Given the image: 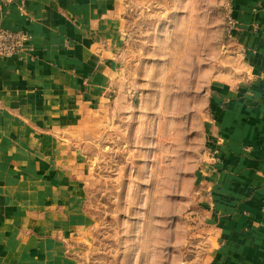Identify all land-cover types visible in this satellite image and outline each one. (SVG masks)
Returning <instances> with one entry per match:
<instances>
[{
    "label": "crops",
    "instance_id": "obj_1",
    "mask_svg": "<svg viewBox=\"0 0 264 264\" xmlns=\"http://www.w3.org/2000/svg\"><path fill=\"white\" fill-rule=\"evenodd\" d=\"M231 7L244 78L218 81L216 121L203 122L217 125L205 140L218 160L196 170L189 213L169 219L171 264H264V0ZM129 9V0L0 1V30L30 35L26 50L0 55V264H82L94 217L80 134L135 94L120 60Z\"/></svg>",
    "mask_w": 264,
    "mask_h": 264
},
{
    "label": "rangeland",
    "instance_id": "obj_2",
    "mask_svg": "<svg viewBox=\"0 0 264 264\" xmlns=\"http://www.w3.org/2000/svg\"><path fill=\"white\" fill-rule=\"evenodd\" d=\"M230 1L129 0L120 60L135 94L119 96L113 111H101L102 119L80 134L94 217L79 241L82 264L175 258L169 219L189 213L196 170L215 159L205 135L217 125L203 122L216 121L211 103L218 81L244 78L243 49L229 36Z\"/></svg>",
    "mask_w": 264,
    "mask_h": 264
},
{
    "label": "built area",
    "instance_id": "obj_3",
    "mask_svg": "<svg viewBox=\"0 0 264 264\" xmlns=\"http://www.w3.org/2000/svg\"><path fill=\"white\" fill-rule=\"evenodd\" d=\"M2 4H12L21 0H0ZM230 4L231 1H230ZM232 7L229 6L228 10V30L229 32L234 29L236 25V21L232 17ZM30 41V35L25 31H13L9 29L0 30V55L1 56H11L15 54H19L27 49V44ZM210 154L218 160L217 151L214 147H210ZM215 160V162H217Z\"/></svg>",
    "mask_w": 264,
    "mask_h": 264
}]
</instances>
